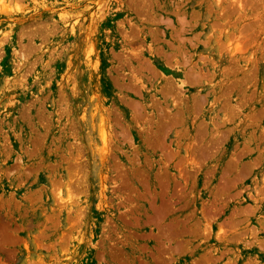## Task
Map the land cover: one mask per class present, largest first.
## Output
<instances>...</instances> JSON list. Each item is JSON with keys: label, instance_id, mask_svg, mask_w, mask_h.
<instances>
[{"label": "rangeland", "instance_id": "rangeland-1", "mask_svg": "<svg viewBox=\"0 0 264 264\" xmlns=\"http://www.w3.org/2000/svg\"><path fill=\"white\" fill-rule=\"evenodd\" d=\"M0 264H264V0H0Z\"/></svg>", "mask_w": 264, "mask_h": 264}, {"label": "bare ground", "instance_id": "bare-ground-1", "mask_svg": "<svg viewBox=\"0 0 264 264\" xmlns=\"http://www.w3.org/2000/svg\"><path fill=\"white\" fill-rule=\"evenodd\" d=\"M167 83H168V81H166ZM169 82H171V81H169ZM170 87V86H169Z\"/></svg>", "mask_w": 264, "mask_h": 264}]
</instances>
